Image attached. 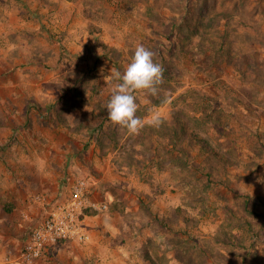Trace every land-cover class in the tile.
<instances>
[{
  "label": "rangeland",
  "instance_id": "1",
  "mask_svg": "<svg viewBox=\"0 0 264 264\" xmlns=\"http://www.w3.org/2000/svg\"><path fill=\"white\" fill-rule=\"evenodd\" d=\"M137 45L163 84L129 135L105 105ZM80 177L109 209L31 264H264V0H0L6 256Z\"/></svg>",
  "mask_w": 264,
  "mask_h": 264
},
{
  "label": "built area",
  "instance_id": "2",
  "mask_svg": "<svg viewBox=\"0 0 264 264\" xmlns=\"http://www.w3.org/2000/svg\"><path fill=\"white\" fill-rule=\"evenodd\" d=\"M93 183L89 178H77L70 189V197L55 204L46 218L32 230L29 239L24 244L19 257V264H31L42 258L52 248L68 242H88V232L85 217L86 210L105 212L109 202L97 201L92 196ZM33 201L40 204H50L44 194H37ZM0 246V264H13Z\"/></svg>",
  "mask_w": 264,
  "mask_h": 264
},
{
  "label": "clouds",
  "instance_id": "3",
  "mask_svg": "<svg viewBox=\"0 0 264 264\" xmlns=\"http://www.w3.org/2000/svg\"><path fill=\"white\" fill-rule=\"evenodd\" d=\"M153 58L152 51L137 45L123 72L110 74V79L114 77L116 83L111 85L110 99L105 105L108 120L113 126L125 129L129 135H138L146 123L136 115L137 94L156 96L159 86L163 84V68ZM147 123L159 127L162 120L154 115Z\"/></svg>",
  "mask_w": 264,
  "mask_h": 264
},
{
  "label": "crops",
  "instance_id": "4",
  "mask_svg": "<svg viewBox=\"0 0 264 264\" xmlns=\"http://www.w3.org/2000/svg\"><path fill=\"white\" fill-rule=\"evenodd\" d=\"M57 203H62L61 202V200H53V201H50V204H48L47 206L48 207H45L44 209H45V214L46 213H48L49 214V212H50V209L55 205V204H57ZM89 219V218H88ZM86 220L85 219V223H86V221L87 222H89V220ZM86 226H87V229H88V232H89V234H90V240L92 239V237H93V234H92V232H91V229L89 228V226H90V224H88V223H86ZM26 233H28L27 234V237H25L26 239L24 240L25 242H24V244L27 242V240L29 239V237H30V231H29V229L27 230V232ZM2 246V245H1ZM3 248V247H2ZM3 250L5 251V249L3 248ZM9 259L11 260V261H13L14 263L13 264H19V259H17L16 257H13L12 255H11V257H9Z\"/></svg>",
  "mask_w": 264,
  "mask_h": 264
},
{
  "label": "trees",
  "instance_id": "5",
  "mask_svg": "<svg viewBox=\"0 0 264 264\" xmlns=\"http://www.w3.org/2000/svg\"><path fill=\"white\" fill-rule=\"evenodd\" d=\"M13 210V207L12 206H8V211H12ZM86 212H90V210H86Z\"/></svg>",
  "mask_w": 264,
  "mask_h": 264
}]
</instances>
